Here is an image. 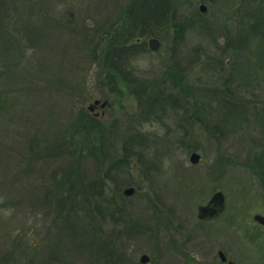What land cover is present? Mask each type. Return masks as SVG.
I'll return each instance as SVG.
<instances>
[{
  "label": "rangeland",
  "instance_id": "374dc122",
  "mask_svg": "<svg viewBox=\"0 0 264 264\" xmlns=\"http://www.w3.org/2000/svg\"><path fill=\"white\" fill-rule=\"evenodd\" d=\"M136 1L1 0L0 261L11 257L14 264H141L140 257L146 255L147 264H187L181 253H187L190 258L200 250L199 256H195L196 263L211 264L215 254L211 246L203 247V244L196 250L191 235L185 244L189 232H183V236L179 222L186 218L194 225L196 207L208 201L212 193L222 192L227 197V216L217 223L222 225L216 229L224 227L229 218L222 235L230 241L236 263L264 264V230L252 228L254 231H251L235 218L244 209V204L235 206L237 201L254 200L264 193V183L256 174L258 169L252 173L246 165H252L249 157L258 146L252 145L251 139L264 146V120L255 116L257 111L251 109L254 114L244 117L247 120L243 126L237 125L240 120H234L237 112H227L230 123L216 132L209 128L210 133L205 132L202 124L192 118L197 114L191 109L193 101L180 97L171 81L164 84L166 93L180 99L187 109L186 116L181 114L180 102L170 103L168 113H162L161 119L150 116L145 124L132 126L134 117L139 114L137 111L142 109L139 100L117 98L116 104L94 108L93 113L98 115L103 128L113 127L114 131L124 133L111 149L116 162L110 167V176L104 175L106 166L101 171V177L106 179L102 188L109 186L115 190L110 180L124 179L127 182L119 187V194L125 188L135 190L132 196L121 199L109 189L100 195L104 207L105 201L111 200L119 212L114 220L105 214L107 218L100 225L101 237H109L108 247L116 248L117 254L113 255L104 248L101 253L99 240L90 228L94 225L86 221L87 211H92L91 207L97 202L96 196L79 193L80 185H87L99 175L93 153L85 149L82 152L80 145L81 150L75 153L78 159L63 152L56 160L38 163L30 160L27 154V146L34 143L45 146L53 137L62 135L70 122L80 121L84 126L95 124L85 119V113L93 116L88 107L95 100L105 102L104 93L97 87L98 65L87 58L80 33L67 28L91 27L95 20L104 29L106 20L116 14V9L131 6ZM196 1L188 0L180 10V0H156L160 15L142 34L145 36L138 44L144 43V47L136 50L137 56L130 67L139 74L161 79L164 66L178 59L189 79L200 77L205 82L213 73L212 63L220 60L224 63L222 77L227 76L230 55L219 53L211 46L209 28L219 30L212 32V37L221 44L226 37L223 32L229 31V37H233L245 14L258 3L232 0L207 3L208 0H204L207 11L204 17L200 14L202 20H199L195 15L199 13ZM262 4L264 6V2ZM215 13H220L217 19L213 17ZM180 14L187 22V29L183 41L174 45L167 20L174 15V22L179 25ZM243 29L247 39L242 45L256 48L261 43L256 57L260 58L264 52V24L255 28L245 20ZM150 39L159 42L157 52L150 51ZM246 59L243 68L241 62L234 68L235 83L241 85L234 87V93L245 101H264L263 87H249L253 80L248 74L250 67L263 70L264 62L248 56ZM183 84L188 85V81L183 79ZM202 87L195 83L187 89L196 92ZM196 98V109L203 111L208 125L219 123L221 115L214 109L217 104L214 101L206 103L198 94ZM168 99L165 100L169 103ZM166 102L162 104L167 107ZM253 105L247 102L245 106L252 108ZM89 129L86 128L87 133L92 131ZM133 134L140 139L134 140ZM140 145L147 149L151 159L147 163L149 170H142L135 164ZM123 153L127 165L120 167L118 161ZM192 153L200 156L197 164L189 162ZM65 173L70 174L74 191L50 193L53 182L59 181ZM107 210L103 208L104 212ZM240 230L244 234L239 233Z\"/></svg>",
  "mask_w": 264,
  "mask_h": 264
},
{
  "label": "trees",
  "instance_id": "16d2710c",
  "mask_svg": "<svg viewBox=\"0 0 264 264\" xmlns=\"http://www.w3.org/2000/svg\"><path fill=\"white\" fill-rule=\"evenodd\" d=\"M151 1L152 3L149 4L147 0H143L141 2L138 0L136 3L134 2L135 4L132 3L131 6L126 5V8L119 7L116 9V14L111 15L109 19L106 20L108 21L106 25H102L105 27L104 29L101 27L100 23L95 20H93L94 26L91 27L80 26L78 30L73 29L72 26L67 28L71 32L80 33V42L82 43V48L86 47L85 52H88L86 53L87 58L90 62H92V64L96 63L98 65L99 76L97 87L99 91L104 93L103 101L106 103L105 107H108V104H116L115 99L117 98L120 100L125 98L137 101L139 100L138 104H143L140 106L142 109L137 111L139 114L137 117H134L131 123L132 126H135V124H145L150 119V116H153L156 120L161 119L160 115L162 113H168V104L171 103L175 105L177 102H180V99L176 98L171 93H166L164 84L167 83V81H171L175 89L178 90L180 97L191 98L193 101L191 109L193 112H195V114L197 113L196 117L192 116V118L198 120L200 124H202L203 130H205V132L210 133L209 129L216 132L221 128V126H225L230 123L226 117L227 112H237L234 120H240L237 122V125L240 126L246 124L244 121L247 120L244 118L245 116L254 114L251 112V109L255 112L257 111L255 116H259L262 118L261 120H264V105L258 106L264 104V101H259L256 99L245 101L237 97L235 94L236 92L234 93V87H236V85H241L240 83H235L236 80L233 78L235 73L234 68H236V65H238L240 62L242 65L244 62L248 61L246 56H248L250 59H258L264 62V52L259 55L260 58H256L258 56V49L262 46L261 43H259L260 45L256 46V48H249V45H242L247 39L243 29L245 20L255 28L257 25L259 28L261 24H264V6L262 4L264 1H258L257 6L245 14L244 20H242L240 23V29L236 30V33L233 34V37H229V34L223 33L226 37H224L223 42L220 44L218 40L212 37V33L211 35H208L212 42L211 46L216 48L219 53L228 52L230 57L227 59V64H229L227 69L228 73H226L227 76L222 77L224 74H221V72L224 71V63L220 60H215L212 63L214 64V66H212L213 73L208 76V79L205 82H203L200 77H196L194 80L189 79L184 70L186 68L180 65L178 59H175L174 61L172 60L171 64L164 66L165 70L162 71L163 78L161 79L159 77L152 78L146 73L139 74L137 71H135V69L130 67L132 61L137 56L136 50L144 47V43L138 44L139 40L145 36L142 34L146 29L151 27V23L153 20H155L156 16L159 17V12H161L156 0ZM253 1L255 2L256 0H251L250 2ZM174 18V15H172L167 21L170 22L169 28L173 34L171 38H173L175 45L183 41L184 35L186 33L185 31L187 29V27H185L187 22L180 28V24L177 25L174 22ZM252 56H255V58ZM112 66L115 68L113 69ZM243 66L244 65H242V68ZM248 66L249 65H247V67ZM214 72H216V74ZM248 74L250 75L251 80H253V83L249 87L258 85L259 87H263L262 90H264V69L258 70L257 67H250ZM183 79L187 80L188 85L190 86H193L195 83H197L204 87L196 92H192L187 89L190 86L183 84ZM249 87L245 88L246 91H248ZM197 94L199 95L200 99L204 98L206 103L211 104L212 101H214L217 104L214 106V109L221 115L218 117L220 120L219 123L217 122L213 125H208L205 114L203 115L202 113L203 111H198L196 109L198 106L196 98ZM167 98L170 100L169 103L165 100ZM162 102H166L167 107L165 104H162ZM247 102L254 103L253 107L249 108L248 106H245ZM178 106H180V110H182V116H186L187 109L185 106H182L181 102ZM82 112L83 111H81V114ZM85 115V119H89L95 124L90 123L91 125H85V127L82 125V123H80V121H76L75 123L70 122V124L67 126L68 128H65V130L62 131V135L59 134V137L57 138L53 137L45 146L43 144L41 146L40 143H34V145L27 146V154H29L30 160L38 163L41 160L42 162L56 160L57 156H62L63 152L66 153V156H71L75 159H78V156L75 155V153H78V151L81 150L79 148L80 145H82V152L87 150L93 153L92 156L97 160L99 175L89 181L87 185H80L79 193H89L90 195L96 196L97 202L93 205V207H91L92 211H87L89 213H86L88 215L86 221H89L94 225V227L90 228L92 229V232L94 231L93 233H95L97 240H99L98 244L101 247V253H103L102 250L104 248L105 251L113 255L117 254L116 248L112 247L113 249H110L108 247L111 244V241L109 243V237H101L102 233L100 225L104 218H107V215L110 216L112 220H114L116 215L119 217V212L115 203L111 200L105 201L106 205L104 207L101 203L102 196L100 195L109 189L110 193H113L115 197L118 196L121 199L123 195L119 194V187L123 186L127 181H124V179L123 181L117 179L113 181L110 180V183L114 185L115 190H111L109 186L107 188H102L106 179L101 177V171L103 167L106 166L104 175L105 177L110 176V171L112 170L110 167L115 165L114 163L116 162L113 161L114 152H111V149L116 147V141L118 137L122 136L124 133L114 131L113 127L110 129L103 128V125L100 124L97 117L91 116L87 113H85ZM86 128H90L89 130L92 131H88L87 133ZM137 131L138 130L135 132ZM133 136L136 137L134 140L140 139L137 135L133 134ZM181 141L183 140L181 139ZM251 141H253L252 145H255L256 143L258 146H255L253 156L249 157L252 165H246L249 166L252 173H256L255 169H258L259 173L256 174L259 176L258 178L261 177V180L264 183V146H262L261 143L259 144V142H255L253 138ZM258 141H260V139ZM142 147L143 146L140 145L141 149L136 152V160L138 163L135 164H138L137 166L142 170H145L146 168L149 170L150 167L149 165L147 166V163H149L151 159L148 156L149 154L147 149H143ZM123 150L125 151V147ZM120 158L121 159L118 161L120 167L126 166L125 153H123ZM144 163H146V165H144ZM69 175L70 174L65 173L59 181L53 182L50 193H72L74 191V183H72ZM60 205L62 208V202ZM108 206H110V209ZM103 208L104 210L105 208L106 210H109L104 212ZM123 223L124 221L122 220L121 224ZM0 264H14V262L12 261V258L9 257L7 261H0Z\"/></svg>",
  "mask_w": 264,
  "mask_h": 264
},
{
  "label": "flooded vegetation",
  "instance_id": "af4514ba",
  "mask_svg": "<svg viewBox=\"0 0 264 264\" xmlns=\"http://www.w3.org/2000/svg\"><path fill=\"white\" fill-rule=\"evenodd\" d=\"M213 0H208L207 3H212ZM222 1V0H218ZM232 1H239L241 3H245L244 1H251V0H232ZM258 1L260 0H256L255 3H258ZM264 1V0H263ZM188 2V0H180V10H183L182 8L184 7V5ZM254 2V1H253ZM251 2V3H253ZM195 4V2H194ZM196 4L198 5V10L199 13H195V15L197 16V18L199 20H202L201 17L206 11H207V5H205L204 0H197ZM201 7H203V11L201 10ZM199 14V15H198ZM201 14V17H200ZM220 13H215L213 15V17L215 19H217V16ZM180 28L181 26H183L186 22V20L184 21V17H181L180 14ZM210 21V20H208ZM213 21V19L211 20ZM205 23H207V21H204ZM210 27V26H209ZM208 27V28H209ZM210 29V33L212 32H218L219 30L216 29L214 30L212 27L209 28ZM229 31H224L223 33H227L228 34ZM97 107H100V105H98ZM104 108V107H103ZM217 194V193H212L210 195V197L208 198V201H206L205 203H203L202 205H198L196 207V219L197 221L192 224H190L186 218L182 219L179 223H180V229H182V233H188L187 237L184 240V243L186 244L187 241L190 238V235L193 236L191 237V243L193 244V246L196 248V250H199L202 245L203 247L206 245H209V247L211 246L213 252H215V254L213 255V259L211 260V264H237L234 259V255H233V251H231V243L230 241H228L222 234V232H226V224L230 221L229 218L227 219V223H225L224 227H220V229H216L217 227L221 226V224H217L219 223L220 220H224L225 217L227 216V197L225 193H220L222 195V208L220 210V208L218 209L217 207V212L214 215L211 216H205L204 218H200L199 217V208L200 207H204L206 206L212 199V197ZM243 206V210L242 213L239 214L238 217H235L236 220L240 221L242 223L243 226L248 227L249 229H251V231H254L255 229H263L264 230V193H261V196L258 198L253 199H246L244 202L243 201H237L235 203L236 207H241ZM249 213V214H246ZM230 215V214H229ZM184 217V215L182 216V218ZM260 217L259 220H257V218ZM185 221H187V224L190 225L188 226L187 224H185ZM182 222V224H181ZM247 224V225H246ZM254 230H253V229ZM183 233V236H185ZM220 233V234H219ZM241 234H244V231L240 230ZM197 252L191 256L190 258L188 257V255L186 256L187 253L182 252V259L187 263V264H197L196 263V257L199 256L197 255ZM197 255V256H196ZM196 256V257H195ZM187 257V258H186ZM206 256L203 254V258H205ZM193 258V259H192ZM190 259H192V262L190 263Z\"/></svg>",
  "mask_w": 264,
  "mask_h": 264
},
{
  "label": "water",
  "instance_id": "95a60500",
  "mask_svg": "<svg viewBox=\"0 0 264 264\" xmlns=\"http://www.w3.org/2000/svg\"><path fill=\"white\" fill-rule=\"evenodd\" d=\"M201 10L203 11V7H201ZM148 45H149V49L153 52H156L159 49V42L156 39H150L148 41ZM99 102L98 101H94L93 105H90L88 107V111L92 112L94 110V107L96 105H98ZM101 108H103L105 106V103H100ZM95 116H97L95 114ZM200 156L197 153H192L191 156L189 157V162L191 164H197L199 162ZM217 194H215L211 200H209L210 202L204 206V207H200L199 208V217L200 218H204L205 216H211L216 214L217 210L220 208H222V202L220 199H222V195L220 194L221 192H215ZM134 194V189L132 187L129 188H125L122 191V195L126 196V197H130ZM218 209H217V208ZM260 217L257 218V220H259ZM141 264H147L149 259L146 255H142L139 259ZM233 264V263H230Z\"/></svg>",
  "mask_w": 264,
  "mask_h": 264
}]
</instances>
